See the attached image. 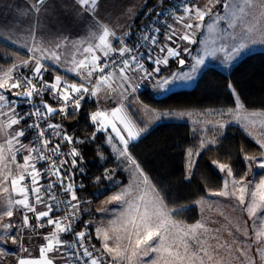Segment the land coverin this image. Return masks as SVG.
I'll return each mask as SVG.
<instances>
[{
	"label": "snow or ice",
	"instance_id": "obj_1",
	"mask_svg": "<svg viewBox=\"0 0 264 264\" xmlns=\"http://www.w3.org/2000/svg\"><path fill=\"white\" fill-rule=\"evenodd\" d=\"M164 2L158 0L161 11L157 19L141 30L134 44L125 39L132 35L130 32L117 36L99 22L78 40L59 35L42 40L37 37L33 24L28 29L33 41L27 48L32 54L29 59L12 64L7 70L0 68L3 73L0 75V187L9 194L6 201L0 203V250H6L9 242L16 245L15 253H11L16 256L15 264H57V256L53 254H58L65 264H213L214 261L223 264L212 254L215 249L206 246L204 236L210 232L206 221L184 224L174 220V215L186 209H168L165 198L131 155L130 144L146 128L138 127L130 118L128 101L129 98L135 101L142 81L156 80V86L167 91L180 81L194 78L191 73L182 71L165 77L162 68L170 59H175L182 69L186 64L184 56H192L189 45L198 43L197 33L204 28L212 31L222 22L226 25L225 34L232 43L227 47L221 44L219 51L226 53L229 61L235 59L249 41L255 42L257 34L264 42V0H207L203 7L197 6L195 0H181L180 5L169 8L163 7ZM98 3L99 0H72L68 7L77 13L83 10L94 15ZM31 8L36 13H47V0H34ZM161 17L171 21L163 26V40L159 38L162 29L153 26ZM206 17L209 22L205 21ZM16 38L11 31L7 37L0 33V42L14 43ZM213 55L215 52L205 49L203 55L193 57L191 72L195 73L205 63V57ZM0 60L8 62L2 53ZM146 63L150 67H146ZM21 69H27V74ZM49 69L53 72L63 69L74 78L55 74L50 81L45 79ZM158 76L160 79H156ZM229 89L235 98V108L208 110L205 115L215 114L218 117L215 120H193L194 124H204V128H194L193 133L199 131L204 135L199 137L195 151L187 150L188 178L196 165L193 157L216 144L224 135V129L233 122L262 150L259 157L243 155L249 170L257 161V166L264 169V111L242 116V111L246 110L231 84ZM86 97L96 102V110L88 114L93 127L90 140L96 141L97 134L102 133L104 143L129 174V183L105 202H118L121 210H96L112 212V218L106 223L82 221V214L91 216L92 210L91 201L77 194L85 189L83 181L76 179L78 174L85 175L78 145L89 142V138L79 139L70 134L62 122H54L58 117L62 121L80 115ZM101 100L114 102L116 106L106 109L101 106ZM144 108L146 114L152 113L157 119L170 115L193 116L191 112L157 114L147 106ZM249 115L262 118L258 127L255 120L249 121ZM225 116L234 119L225 120ZM249 123L255 131L249 129ZM209 131L213 133L211 138L207 136ZM98 152L100 158L105 159L103 152L99 149ZM213 164L224 174L223 184L219 190H209V196L235 200L249 214L255 237H248L247 229L243 234L255 245L259 264H264V178L256 183L246 182L247 174L236 178L231 165L217 161ZM115 173L116 169H105L101 176L95 177L93 184L103 180L110 188L118 187L119 183L113 179ZM103 194V189L93 193L96 198ZM197 203H204L203 198ZM78 223L83 225L79 231L76 230ZM90 226L95 227V239L100 241V248L91 243ZM62 234H72L73 242L68 243ZM36 239L42 242L38 249H32L30 245ZM251 245L237 251L247 256ZM34 250L37 255H33ZM247 264H257V260L247 257Z\"/></svg>",
	"mask_w": 264,
	"mask_h": 264
},
{
	"label": "trees",
	"instance_id": "obj_2",
	"mask_svg": "<svg viewBox=\"0 0 264 264\" xmlns=\"http://www.w3.org/2000/svg\"><path fill=\"white\" fill-rule=\"evenodd\" d=\"M174 1L177 0H165L163 6ZM158 9H160L158 0H149L141 8L140 13L128 27V32L132 34L127 37L128 42L134 38L142 23ZM0 53L8 61L5 63L4 60H0L2 69L18 63L25 57L24 53L4 42H0ZM55 74L57 72L49 69L45 79L51 81ZM230 84L238 94L244 109L264 111V51H254L243 56L228 72H223L215 66H207L199 73L195 84L190 88L155 94L151 88L144 86L136 93V99L154 110H196L205 114L212 109L235 108V98L229 89ZM45 99L48 97L45 96ZM95 110L96 102L86 98L80 115L62 121L58 117L54 122H62L69 133L79 139L91 137L93 127L88 114ZM128 111L138 127L144 128V121L134 106L131 105ZM194 128L201 129L189 122L163 121L143 132L130 144L131 155L165 198L164 202L168 209H186L181 214L173 216L174 220L184 224H191L199 219L197 201L207 196L209 190L216 191L222 187V175L213 161L231 165L234 176L239 178L246 174L248 168L243 155L259 157L262 151L241 126L231 123L224 129V135L219 137L216 144L209 145L198 157L194 156L196 165L192 169L191 177L188 178L187 150L192 148L195 151L199 146V137L204 135L199 131L194 134ZM212 135L211 131L207 133L209 138ZM100 137L101 135L97 134L96 141L89 139V142L78 145L79 149L96 143ZM263 175L264 169H259L254 172L251 181L257 182ZM76 229L79 231L81 224H77Z\"/></svg>",
	"mask_w": 264,
	"mask_h": 264
},
{
	"label": "crops",
	"instance_id": "obj_3",
	"mask_svg": "<svg viewBox=\"0 0 264 264\" xmlns=\"http://www.w3.org/2000/svg\"><path fill=\"white\" fill-rule=\"evenodd\" d=\"M135 1L139 0H116V2L113 3L107 0H99L95 14L92 15L83 10L77 13L70 9L68 5L71 4L72 0H47V13H36L35 10L31 8L34 0H0V33H3L7 37L8 32L11 31L13 36L17 37L14 43H7L6 41H4V43L24 53L25 57L16 63L20 64L23 60L29 59L32 55L27 51V48L31 47L33 43L32 38L28 34V29L32 27L33 24H35L37 37L42 40L54 39L57 38L58 35L67 36L70 40H78L86 36L89 31L92 30V26L96 22L107 25L110 29L115 31L117 36H121L123 33L128 32V27L135 18ZM196 3L199 4L197 6L202 7L201 4L203 1H196ZM136 5H139V3ZM17 28L22 30L17 32ZM125 39L127 40V37H125ZM114 46L119 47V45L115 43ZM147 65L150 67L149 64ZM23 70L28 71L27 69ZM57 74L68 75L70 79L74 78L72 74L64 73L63 69H60ZM144 86L150 88L149 83H146ZM139 104L140 108H143L141 106L144 105L141 103ZM100 135L101 137L96 143H91L88 147H84L80 150L83 155L85 175L81 177L78 174L76 179L77 182L83 181L85 189L77 194L91 201L90 209L92 210V215L82 214V221L93 220L96 223H100L101 221L106 223L108 219L112 218V212L106 214L96 210L107 208L114 212H119L121 206L118 202H105L115 192H119L120 188L125 186V183L123 180V182H119V186L115 188H110L108 182L103 180L99 184H93L95 177L101 176L105 169H112L118 162L112 154L111 149L104 143L105 136L102 133ZM25 143H27V141H25ZM98 149L100 152H103L105 159L102 160L100 158ZM113 179L117 181L116 176H114ZM99 189H103L104 194L96 198L93 193H96ZM9 191L11 192L10 186ZM8 195L9 194L4 193L2 187H0V203L5 202ZM13 195L15 196L16 194L13 193ZM13 219L15 220L16 217L14 216ZM210 222L219 223L221 226L226 227L222 233L210 223L208 225L210 232L206 233L204 236L206 246L215 249V252L212 254L216 261L222 260L223 264H247V257H255L257 264H259V257L255 254V245H251V240L248 238L255 237L253 220H246L243 217L226 221L211 220ZM80 224L82 229L83 225L82 223H78V225ZM256 227L257 229L260 227L259 223H257ZM237 229L240 230L237 231ZM245 229H247L248 237L243 234ZM90 231H92L93 236L91 243L94 244L96 248H100V241L95 239V227L90 226ZM62 238L66 240L63 234ZM41 242V240L36 239L32 242L30 247L32 249H38ZM245 245H251V249L247 251V256H241L237 249ZM90 250H92L91 247ZM15 251L16 245H12L9 242L6 246V250H0V264H15L16 256L11 254L15 253ZM33 255H37V251L34 250ZM53 255L57 256V264H65V260L60 258L58 254ZM213 264H215V261Z\"/></svg>",
	"mask_w": 264,
	"mask_h": 264
},
{
	"label": "rangeland",
	"instance_id": "obj_4",
	"mask_svg": "<svg viewBox=\"0 0 264 264\" xmlns=\"http://www.w3.org/2000/svg\"><path fill=\"white\" fill-rule=\"evenodd\" d=\"M107 1H109L111 3L116 2V0H107ZM139 1H135V3H134V6H135L134 15H135V17L140 13L141 8L149 0H144V1H140V2ZM196 1H199V2L203 1V3L201 4L202 7L207 2V0H195V2ZM137 3H139V5H136ZM197 5H199V4H197ZM216 7L219 8L220 6L217 5ZM129 11H131V10H129ZM222 14H223V12H222ZM131 19H132V14H131ZM205 21L209 22L208 17L205 18ZM167 22H171V21L168 20ZM225 29H226V25L223 22L221 23L219 28L213 29L212 31H208L207 28L202 29L201 32L197 33L198 43L194 44V45H189V47L192 49V56H186V55L184 56V58L186 59V64L184 65V67L182 69L180 68V66L178 65V62L175 59H170L169 64L162 68V75L165 77L169 76L170 73L182 71V72L191 73V75L194 78L180 81L179 83L172 86L167 91L159 89L156 86V80L142 81L141 87L143 88L144 85H146V83H149L150 88H152V90L155 94H165V93L177 90V89L190 88L195 84L199 73L205 67L215 66L216 68H218L219 70H221L223 72H228L230 70V68L239 59H241L243 56H245L251 52H254V51H264V42H261L260 37L257 34L254 37L255 42L249 41L248 46L235 59H232L229 61L228 59H226V53L219 51L221 44H224V46L227 47L228 45H230L232 43V41L225 34V31H224ZM227 31H231V30H227ZM159 38L161 40L164 39L163 30L159 34ZM200 41H202V43ZM205 49H207L208 51L215 52V55L205 57V63L203 65L199 66L198 70L195 73H192L191 72V65L194 63L193 57L203 55V50H205ZM146 66L149 67L147 64H146ZM10 67L5 68L4 70H7ZM21 70H23V69H21ZM24 71H26V70H24ZM2 74H3L2 71H0V75H2ZM156 79H160V77L158 76ZM93 100L95 101L94 98H93ZM128 103L130 105L134 106V108L139 112V116L144 121V128H146V130L153 127L154 125H156L159 122L171 121V120L189 122L190 124L194 125L195 127L204 128V124H199V125L194 124L193 120H215L218 118L217 116H215L213 114L212 115H205V114H201L202 112H198L196 110L159 111V110H154V109L147 107L148 109L153 110V112H155L157 114H159V113H181V112L193 113V116L191 118H189L187 116L181 118L179 116L170 115V116H164L162 118L157 119L155 116L152 115V113L146 114L144 106H141L143 108H140V106H139L140 104H139L137 99H135V101L133 102L132 98H129ZM100 104L102 107L109 109V110L112 107L116 106L114 102L104 101V100H101ZM244 110H246V109H244ZM252 112H259V111H248V110H246V111H242L241 115L243 116L246 114H250ZM128 113H129V111H128ZM129 116H130V113H129ZM130 118L132 119L131 116H130ZM224 119L229 120V119H234V117L225 116ZM261 119H262L261 117H258V116L252 117L249 115V121L255 120L257 122L256 127L259 126V121ZM233 123H235V122H233ZM235 124H237V123H235ZM248 126H249L250 130L255 131V129H253V126L251 125V123H249ZM208 127H211V126L209 125ZM193 159H194V157H193ZM257 164H258V161L256 163H252L251 164V170H249V165H248L247 172H246V174H247L246 182L251 180L255 171L261 169L257 166ZM124 168H125V165L120 164V162L118 161L115 164V167H113L112 169H116L117 173L115 174V176L117 178L118 183L119 182L121 183L124 180V183L126 186L129 183V174L127 171L124 170ZM221 175L223 177L224 174L221 173ZM261 178H264V175ZM259 180L257 182H259ZM254 183H256V182H254ZM199 201H201V199ZM203 201H204V203H201V204H198L196 202V205L198 206L199 214H200L198 220H201V219L205 220L207 225H209L211 223L212 225L215 226V228L217 230H219V232L223 233V231L226 229V227L221 226L219 223L210 222L211 220L226 221V220H232V219L243 218V217L246 220H250L249 214L244 210L243 207L239 206L235 200H231V199L224 198V197H211L208 194L207 196H205L203 198ZM209 202H212L211 206H209ZM191 224H193V223H191Z\"/></svg>",
	"mask_w": 264,
	"mask_h": 264
},
{
	"label": "built area",
	"instance_id": "obj_5",
	"mask_svg": "<svg viewBox=\"0 0 264 264\" xmlns=\"http://www.w3.org/2000/svg\"><path fill=\"white\" fill-rule=\"evenodd\" d=\"M180 3H181V0H177V1H174L173 3H171V4H169V5H165V6H163V7H164V8H169L170 5H180ZM160 11H161V8L158 9V10L155 12L154 15H152L150 18H148L147 20H145V21L142 23V25L140 26L139 30H138L137 33L135 34L134 38L129 42L130 44H134V43L137 42V37H139V36L141 35V30L144 29V27H145L146 25H149L151 21L157 19V13L160 12ZM166 22H167V21H166L163 17H161L159 23H158V24H155V25H153V26H155V27H160V28L163 30V26H164V24H165ZM145 66H146V65H145ZM146 67H147V66H146ZM21 71H23L25 74H27V71H24V70H21ZM139 89H142V87H140ZM86 98H87V97H86ZM37 102H38V98H37ZM25 107H26V106H25ZM88 138L90 139V137H88ZM83 139H85V138H83ZM76 230H77V229H76ZM77 231H78V230H77ZM63 235L66 237V241H67L68 243H72V242H73L74 237H73L72 234H63ZM73 264H74V262H73Z\"/></svg>",
	"mask_w": 264,
	"mask_h": 264
}]
</instances>
